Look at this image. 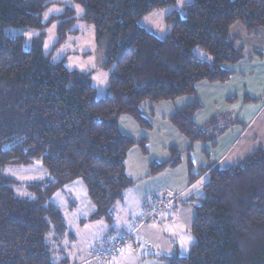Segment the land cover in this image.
I'll return each instance as SVG.
<instances>
[{"label": "trees", "instance_id": "trees-1", "mask_svg": "<svg viewBox=\"0 0 264 264\" xmlns=\"http://www.w3.org/2000/svg\"><path fill=\"white\" fill-rule=\"evenodd\" d=\"M177 2L0 0V264H68L67 258L58 260L55 247L68 226L54 196L81 180L95 207L90 221L112 223L114 206L133 185L126 169L129 152L140 146L146 153V141L126 136L120 120L127 116L149 129L142 110L146 102L195 96L203 81H228L229 67L244 58L231 26L240 22L248 31L264 28V0H195L184 7L185 16L176 12L168 17L171 28L164 38L140 25L145 16ZM56 5L66 9L45 22L46 12ZM76 6L84 10L80 20L95 27L98 40H108L105 67L112 71L103 98H97L90 73L54 63L44 50L46 31L56 21L57 46L76 32ZM7 28L41 33L28 48L24 36H9ZM197 47L210 59L200 58ZM199 108L195 102L179 110L171 123L193 144L215 143L218 135L194 121ZM36 160L50 177L25 184L29 196L21 198L14 189L21 183L4 169ZM179 162L151 169L158 173ZM209 177L204 197L196 200V243L187 256L176 253L169 263L264 264V149L240 165L209 169ZM149 208L150 201L145 213ZM118 236L93 248L109 246Z\"/></svg>", "mask_w": 264, "mask_h": 264}, {"label": "crops", "instance_id": "crops-1", "mask_svg": "<svg viewBox=\"0 0 264 264\" xmlns=\"http://www.w3.org/2000/svg\"><path fill=\"white\" fill-rule=\"evenodd\" d=\"M230 34L238 39L237 47L243 49L244 58L229 67L233 74L228 81L223 83L203 81L197 85L195 96L180 97L166 102H146L142 106L143 115L151 124L147 133L143 132V128L132 118L123 117L120 120L121 131L126 136L136 142L146 141V153L140 146H135L129 152L126 169L133 186L125 192L123 200L114 206L112 223L109 224L105 220L92 222L90 218L89 222L86 218H83L84 222H79L78 219L81 233L89 234L98 230L94 236L86 239L92 241V244L86 252L85 263L90 261L89 252L96 244L103 242L110 235H120L129 231L132 224L144 215L146 206L152 198H159L158 195L168 194L167 192L174 187H181L178 189L179 194L174 197L183 203V210L188 211L190 205L194 206L196 200L204 197V187L210 180L209 169L215 166L228 168L240 165L255 152L264 149V28L248 31L242 23L237 22L231 26ZM195 102L200 108L194 116V121L199 127L209 128L212 133L218 135L215 143L193 144L171 123V118L179 110ZM177 159H180L177 166L159 173L152 172V165L169 163ZM194 169L201 170V173L195 176ZM191 175L195 178H191ZM205 180L206 183L202 184ZM158 181L160 185L154 186ZM126 203L129 204V208L125 209L121 216L119 210ZM197 205L198 202L195 203V207ZM173 207V203L167 205L152 223L136 231L132 245L125 255L137 253L136 247L140 246L139 243L149 239L142 233L150 228L151 224L155 225L151 227L152 232L154 228L162 231L163 225L167 223L166 216L162 218V212L169 208L168 218L175 214ZM159 219L162 225L157 224ZM66 237L74 245L77 236L70 232ZM64 239L66 238L61 239L60 244L58 242L55 246L59 254L63 252L61 245ZM67 248V255H70L73 247ZM80 256L83 257V254ZM80 256L76 259H81ZM83 262L84 260L79 264Z\"/></svg>", "mask_w": 264, "mask_h": 264}, {"label": "rangeland", "instance_id": "rangeland-1", "mask_svg": "<svg viewBox=\"0 0 264 264\" xmlns=\"http://www.w3.org/2000/svg\"><path fill=\"white\" fill-rule=\"evenodd\" d=\"M57 1L64 3L65 5L71 4V0ZM194 1L195 0H178L176 4L156 10L148 16H145L140 20V25L155 34L157 37L164 38L170 33L171 28L168 17L176 12H180L185 16L186 13L184 7L194 3ZM65 9L66 8H63V6H52L44 16L45 22L52 17L61 15ZM76 11L77 18H79L73 28L76 32L70 33L68 38L60 46H57L59 42V23L56 21L51 24L46 31L44 50L47 55H51L54 63L64 62L69 70L90 73L92 84L97 90V98H103L108 94L107 89L112 71V69L105 67L108 61L106 55L108 40L103 39L99 41L95 27L92 24L80 20L83 16L84 10L79 6H76ZM5 33L9 36H24L26 38L27 47L31 48L33 38L39 36L41 31L37 29L7 28L5 29ZM195 53L200 58H210V56L200 47L195 49ZM124 119L131 118L125 116ZM143 130L145 133L148 132L147 128H143ZM200 173L201 170L197 171L194 169L193 174L195 176ZM4 174L21 183L19 186L14 187L17 195L21 198H27L29 196L28 191L24 190L25 184L41 181L50 177L41 161L38 160L29 166L9 165L4 169ZM205 183L206 180L202 184ZM156 185H160V181L154 184V186ZM179 188L181 187H174L170 192L166 191L168 194L163 193V195H158L159 198H152L158 199L161 203L164 201L165 207L171 205V203H173L174 206V215L167 218V215L169 214H167V212H170L169 208H166L162 212V218H165L166 216L165 219L167 221V223L163 225L162 231L159 232L154 228V232H152L151 227H155V225L151 224V227L144 230L142 233L148 236L149 239L139 243L140 246L136 247L137 253L125 255L126 251L120 256H117L110 261H106L103 264H170L169 258L176 253L179 254V256H187L192 246L196 243V239L192 233V224L196 215V202H194V206L190 205L188 207V211L183 210V203L177 201V198L174 197V195L179 194ZM54 200L59 204L66 217V223L68 224L67 235L69 236V233L73 232L77 236L74 245L67 237L62 240L63 244L61 246L64 253L61 252V254L58 255V260L66 257L68 259V264H79V262H82L83 260L84 262L81 264H100L90 261L85 263L87 257L86 252L90 249L92 244V241L86 239L90 236H94L98 230L95 232L88 231L89 234L81 233V224H79V222H84L85 220H83V218L88 220L95 210L93 204L89 200L84 183L81 180L74 181L64 189L60 190ZM128 208V203H126L125 206H121L119 214L122 216L125 209ZM74 221L77 225H75ZM157 224L162 225L160 219L157 221ZM64 245L69 248L73 247V251L70 255H67L68 248ZM82 254L83 257L80 256ZM77 256L78 258L80 256L81 259H76Z\"/></svg>", "mask_w": 264, "mask_h": 264}, {"label": "built area", "instance_id": "built-area-1", "mask_svg": "<svg viewBox=\"0 0 264 264\" xmlns=\"http://www.w3.org/2000/svg\"><path fill=\"white\" fill-rule=\"evenodd\" d=\"M164 203L158 201V199L150 200L149 210L141 217V219L134 222L129 231L120 234L116 239H114L109 246L93 248L89 253V260L95 263H104L110 261L115 257L121 255L125 247L129 244L130 240L134 237L136 231L141 227L146 225L148 222L156 219L163 208Z\"/></svg>", "mask_w": 264, "mask_h": 264}, {"label": "clouds", "instance_id": "clouds-1", "mask_svg": "<svg viewBox=\"0 0 264 264\" xmlns=\"http://www.w3.org/2000/svg\"><path fill=\"white\" fill-rule=\"evenodd\" d=\"M134 238V237H133Z\"/></svg>", "mask_w": 264, "mask_h": 264}]
</instances>
